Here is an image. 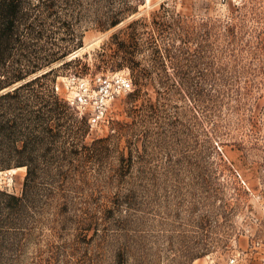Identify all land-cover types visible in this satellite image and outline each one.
I'll use <instances>...</instances> for the list:
<instances>
[{
	"label": "rangeland",
	"instance_id": "374dc122",
	"mask_svg": "<svg viewBox=\"0 0 264 264\" xmlns=\"http://www.w3.org/2000/svg\"><path fill=\"white\" fill-rule=\"evenodd\" d=\"M162 1L142 0L119 25L88 30L69 55L88 53L71 65L83 74L57 78L89 130L70 145L80 153L56 163L70 173L64 182L52 180L65 199L54 198L42 217V236L51 243L42 264H110L115 252L117 264H208V255L226 264L235 250L242 251L239 264H264V0L166 4L187 30H199L177 45L200 56L189 68L214 73L210 100H189L158 82L136 91L127 68L104 62L116 47L111 33L134 18L140 36L154 29L167 36L166 25L151 22ZM95 62L103 67L95 71ZM119 76L131 86L120 87ZM97 138L105 147L94 157L89 146ZM131 149L132 171L124 177L122 156ZM24 174L0 172V185L19 193ZM130 190V203L112 211Z\"/></svg>",
	"mask_w": 264,
	"mask_h": 264
},
{
	"label": "trees",
	"instance_id": "16d2710c",
	"mask_svg": "<svg viewBox=\"0 0 264 264\" xmlns=\"http://www.w3.org/2000/svg\"><path fill=\"white\" fill-rule=\"evenodd\" d=\"M141 1L0 0V172L25 169L19 193L0 185V264H42L43 248L51 244L42 236V217L53 209L54 198L65 199L62 190L55 194L52 180L59 176L64 182L70 173L56 163L80 153L71 147L74 138L89 130L87 117H79L57 89L59 75L83 74L71 65L88 53L69 55L84 45L88 30L105 32L119 25L139 10ZM168 1L160 2L151 19L153 25L167 26V36L155 29L140 36V19L134 18L111 33L116 47L103 61L111 69L127 68L136 91L158 82L189 100H210L213 94L206 85L214 73L189 68L200 56L192 58L177 45L198 38L199 30H187L166 7ZM95 66L97 71L103 64ZM79 120L83 124L75 125ZM104 147L100 138L89 146L94 157ZM128 154L123 152L120 167L124 177L132 171V149ZM130 194L119 195L111 210L130 203ZM31 246L35 253L29 256ZM117 255L110 264H117Z\"/></svg>",
	"mask_w": 264,
	"mask_h": 264
},
{
	"label": "built area",
	"instance_id": "2783aa9c",
	"mask_svg": "<svg viewBox=\"0 0 264 264\" xmlns=\"http://www.w3.org/2000/svg\"><path fill=\"white\" fill-rule=\"evenodd\" d=\"M118 85L120 87H129L131 86V81L123 76H119L117 78ZM103 90L106 94H109L111 92V87H109L107 80H104L103 84ZM103 101V100H102ZM242 257V251L241 250H235L228 256V260L226 264H239L240 258ZM208 264H219L217 262V258L213 255H208Z\"/></svg>",
	"mask_w": 264,
	"mask_h": 264
},
{
	"label": "water",
	"instance_id": "95a60500",
	"mask_svg": "<svg viewBox=\"0 0 264 264\" xmlns=\"http://www.w3.org/2000/svg\"><path fill=\"white\" fill-rule=\"evenodd\" d=\"M76 51H78V50H76ZM76 51H75V52H76Z\"/></svg>",
	"mask_w": 264,
	"mask_h": 264
},
{
	"label": "bare ground",
	"instance_id": "6f19581e",
	"mask_svg": "<svg viewBox=\"0 0 264 264\" xmlns=\"http://www.w3.org/2000/svg\"><path fill=\"white\" fill-rule=\"evenodd\" d=\"M75 54V53H74ZM73 55V54H72Z\"/></svg>",
	"mask_w": 264,
	"mask_h": 264
}]
</instances>
